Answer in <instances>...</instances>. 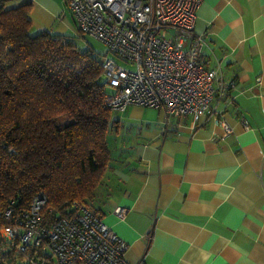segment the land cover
Returning <instances> with one entry per match:
<instances>
[{"label":"crops","instance_id":"0c3cea01","mask_svg":"<svg viewBox=\"0 0 264 264\" xmlns=\"http://www.w3.org/2000/svg\"><path fill=\"white\" fill-rule=\"evenodd\" d=\"M30 1L31 33L77 35L64 0ZM194 31L220 85L236 80L215 103L231 132L209 114L113 113L99 211L129 264H264V0H202Z\"/></svg>","mask_w":264,"mask_h":264},{"label":"built area","instance_id":"2783aa9c","mask_svg":"<svg viewBox=\"0 0 264 264\" xmlns=\"http://www.w3.org/2000/svg\"><path fill=\"white\" fill-rule=\"evenodd\" d=\"M64 1L78 31L105 45L100 64L111 110L148 106L191 115L192 126L209 114L231 132L215 103L237 83L220 85L221 66L204 58L206 41L194 31L202 0ZM45 203L38 194L25 209L14 198L0 206V264H129L127 243L92 208L75 203L74 213L50 217ZM114 213L123 218L126 210Z\"/></svg>","mask_w":264,"mask_h":264},{"label":"trees","instance_id":"16d2710c","mask_svg":"<svg viewBox=\"0 0 264 264\" xmlns=\"http://www.w3.org/2000/svg\"><path fill=\"white\" fill-rule=\"evenodd\" d=\"M6 1L0 0V206L14 198L25 209L41 194L50 217L74 213L76 203L102 219L107 136L121 110L106 104L101 55L77 45L85 36L78 29L31 33V1Z\"/></svg>","mask_w":264,"mask_h":264},{"label":"rangeland","instance_id":"374dc122","mask_svg":"<svg viewBox=\"0 0 264 264\" xmlns=\"http://www.w3.org/2000/svg\"><path fill=\"white\" fill-rule=\"evenodd\" d=\"M76 43L81 49L91 48L96 57L106 53L105 45L97 38L85 35L82 38H78Z\"/></svg>","mask_w":264,"mask_h":264}]
</instances>
